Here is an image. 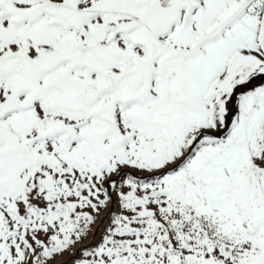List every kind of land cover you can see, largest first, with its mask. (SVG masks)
Returning a JSON list of instances; mask_svg holds the SVG:
<instances>
[{"label":"snow or ice","instance_id":"snow-or-ice-1","mask_svg":"<svg viewBox=\"0 0 264 264\" xmlns=\"http://www.w3.org/2000/svg\"><path fill=\"white\" fill-rule=\"evenodd\" d=\"M0 264H264V0H0Z\"/></svg>","mask_w":264,"mask_h":264}]
</instances>
